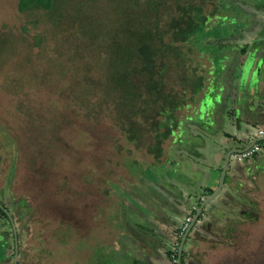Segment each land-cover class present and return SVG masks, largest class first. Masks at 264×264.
I'll use <instances>...</instances> for the list:
<instances>
[{"label": "rangeland", "instance_id": "374dc122", "mask_svg": "<svg viewBox=\"0 0 264 264\" xmlns=\"http://www.w3.org/2000/svg\"><path fill=\"white\" fill-rule=\"evenodd\" d=\"M17 1L0 0V203L12 196L26 216L18 264H122L125 245L171 264L188 210L218 185L224 150L256 138L236 98L251 50L264 51L253 42L264 38V0H42L24 12ZM218 86L210 108L222 109L226 137L198 121ZM169 125L173 144L161 134ZM263 153L231 155L236 179L194 225L185 264H264ZM5 235L0 260L12 264Z\"/></svg>", "mask_w": 264, "mask_h": 264}, {"label": "crops", "instance_id": "0c3cea01", "mask_svg": "<svg viewBox=\"0 0 264 264\" xmlns=\"http://www.w3.org/2000/svg\"><path fill=\"white\" fill-rule=\"evenodd\" d=\"M258 41L260 42L259 43L260 45L264 44V38L260 37V38H255V40H253V42H255V43H257ZM251 51H253V53L255 52V57L254 58H253V56L250 57V60L254 59V61H253L252 65L249 69L250 70V72L248 73L249 78H248L247 82H245V83H242V81H240V89L242 90L243 96L240 97V95H238L237 96L238 98H236V100H237L238 105L239 104L241 105V110L239 108L237 109L239 119L245 120V122L248 124H255L256 128H257V127H264V51H259L258 49H256V47H254ZM244 66H245V62H244ZM254 74H257V77L255 78V81L253 82L252 80L254 79V77H253ZM241 77H242V75H241ZM241 77H240V79H241ZM222 93H223L222 90L214 91L212 89V91L207 94V104H206L207 106L206 107L210 108L211 104L215 101L216 98L218 100H220V99L222 100ZM238 99L240 102H238ZM218 110H222V109H220V107H217L215 109L210 108V110L208 111L209 114H207L208 112L206 109V111L204 112V115H203V119L199 120V123L201 126L204 127L203 131H205L207 128L210 130L206 133H210L213 136L214 135H216V136L222 135L223 137L229 136V134H227L223 129L225 122L224 121L220 122V115H219V117L217 116L218 113H216V112ZM247 111L251 115L250 118L244 117V113ZM238 129H241V127ZM200 141L201 140L195 141L194 144L192 145L193 146L192 147L193 149L191 148L192 154H193V152H196L197 148L200 147ZM188 143L189 142H187L186 144H188ZM247 144H245V145L247 146ZM246 146H244V147H246ZM244 147L237 148V149H243ZM230 149H233V148L225 149L224 153L226 154ZM263 155H264V153H263ZM263 155H260L258 158L261 159ZM188 158H190V156ZM192 159L193 158H191V160ZM189 164H190V162H189ZM219 172H220V170H219ZM227 172H228V169L226 171L223 187L225 186V183H227L228 187L232 186L233 185L232 181L234 179H236L235 173L232 172L230 175H227ZM240 175H241L240 177H242L243 174L240 172ZM245 177H244V179H246ZM241 179H240V182H242ZM243 183L244 182L240 183V186H239V191L241 193L243 192L242 189L244 188V186H246V188L248 190L251 189L250 184H245V183L243 184ZM213 185L214 184H210V183L206 184L204 194H200L201 196L198 199H201V198L205 199L209 195V194H207L208 191H211V190L214 191L215 186H214V188H212ZM236 188H238V187H236ZM244 197L246 200H248V197H246L245 195H244ZM232 199H233V201H235V198H232ZM235 205H236L235 203H234V205L231 203V205H228V206L230 207V209H232V208H234ZM178 206H179V204L176 207H178ZM214 209H216V208H214ZM221 210H222V212L225 213V209H220V211ZM217 211L219 212V210L216 209V213H217ZM218 215H221V214L219 213ZM222 215H223V213H222ZM224 215H225L224 217L227 216V214H224ZM170 221L171 220L167 219L165 222L170 224ZM223 221H225V219L220 221V223H222ZM174 225L175 224H173L171 228H173ZM227 226H229V223ZM203 241L204 240H202L201 242H203ZM129 243H126V244H129ZM206 243H208V242H206ZM125 246H127V250L123 254H121V251H120L121 249L120 250H119V248L117 249V251L119 250L118 251L119 254H118V260L116 262H119V263L122 262V264H137L136 262L139 261L138 264H161L160 262L162 261V257H156V259H157L156 262H153L152 260L146 259V255L143 256L142 254L135 252V248H133L134 246H131V245H125ZM187 253H188V255L190 254V256L195 258L193 251L187 250ZM91 258H92V256H91ZM86 264H91V262H88Z\"/></svg>", "mask_w": 264, "mask_h": 264}, {"label": "water", "instance_id": "95a60500", "mask_svg": "<svg viewBox=\"0 0 264 264\" xmlns=\"http://www.w3.org/2000/svg\"><path fill=\"white\" fill-rule=\"evenodd\" d=\"M260 140H261L260 138L252 139L250 141V143L246 147H244L243 149H235V148H233V149H230L226 153V155L224 157L223 165H222V168H221V171H220L218 185H217L216 189L213 191L212 194H210L209 196H207L205 199H202L201 200L198 208L195 210V213H194V215H193V217H192V219H191L188 227L186 228L184 234L182 235V237L180 239L179 245L177 247L176 264H181L182 250H183L184 243H185V240H186V238L188 236L189 231L193 228V226L195 225V223L199 220V217L203 215L202 212L205 211V207L207 205H209L210 203L214 202L215 199L220 194V192H221V190L223 188V185H224V179H225L226 171L228 169L229 160H230L231 155H233V154H240V153L248 150L257 141H260ZM212 209H210V211H208V212H211L212 213V211H211ZM8 217H9L10 221L12 222V220H11V218H10L9 215H8ZM12 229H13V233H14V243H15L12 264H17V260H18V245H17V237H16V232H15V226L13 224H12Z\"/></svg>", "mask_w": 264, "mask_h": 264}, {"label": "trees", "instance_id": "16d2710c", "mask_svg": "<svg viewBox=\"0 0 264 264\" xmlns=\"http://www.w3.org/2000/svg\"><path fill=\"white\" fill-rule=\"evenodd\" d=\"M42 3V0H18L17 1V9H18V11L19 12H24V11H26L27 9H29V8H31V7H34V6H38L39 4H41ZM182 20V19H181ZM192 23V20L190 19V17L188 18V19H186L185 20V25L187 26V28H186V30H187V32H192V29H190V28H188L189 27V25ZM178 25L179 24H181L180 23V21H178V23H177ZM178 28H179V30L181 29V31H182V28H180L179 26H178ZM185 31V30H184ZM195 32V31H194ZM148 86H151L152 88H154V90H157L158 88H160L161 86H155L153 83H150V84H148ZM219 88V86L218 87H215V88H212L214 91H216V89H218ZM211 89V90H212ZM151 89H149V91H150ZM158 94V92L156 93V95ZM167 97V96H166ZM165 97V98H166ZM167 99H170V98H166L165 100H164V102L166 103L168 100ZM207 100H206V103H205V105H204V107H206L207 105ZM200 106H201V101H200V103H199V105L197 106V108H195L196 110L195 111H197V110H199L200 109ZM168 107V106H167ZM207 108V107H206ZM199 113H198V121L199 120H202V118H201V115H200V111H198ZM169 113V112H168ZM173 114V113H172ZM200 116V117H199ZM203 117V116H202ZM160 129V128H159ZM158 129V130H159ZM164 129V130H163ZM176 130H178V128H176V127H173V126H164V127H162L161 128V134L164 136V139L166 138H169V137H171L170 138V141H169V144H173L174 143V141H176ZM168 144V145H169ZM213 193V190H211V191H208V193L207 194H212ZM208 195V196H209ZM203 198H201V199H198V203H195V205L193 206L194 207V210L191 212V216H193L194 215V213H195V210L198 208V206H199V204H200V202H201V200H202ZM243 207V206H242ZM245 211V210H244ZM188 212H190V210H188ZM203 213V215H204V211L202 212ZM211 214V213H210ZM188 215V214H187ZM202 215V216H203ZM212 215V220H215V215L214 214H211ZM202 216H200L199 217V220L198 221H200V219H201V217ZM247 220H249V219H247ZM196 224V223H195ZM218 224H220V222L218 223ZM209 225H211L210 223H209ZM215 225L216 224H213V228H212V226H210V228H212V229H217V228H215ZM194 227V226H193ZM217 227V226H216ZM193 231V228L189 231V233H188V236H187V238H186V240L188 239V237H189V235H190V233ZM13 239V238H12ZM186 240H185V242H186ZM179 242H180V239H179ZM179 242H178V244H179ZM185 244V243H184ZM13 254H14V249H12V254H11V259L13 258ZM22 254H23V250H22ZM18 255H19V249H18ZM186 256V257H185ZM189 256H190V254L188 255V253L186 252L185 254H184V252H183V250H182V258H181V264H185L184 263V260H183V257H185V258H189ZM24 257L25 256H23L22 255V258H21V262H22V260L24 259ZM9 259L10 258H8V260L6 259H2V260H0V263H2V264H6V262L7 261H9ZM19 262H17V264H18ZM21 264V263H20Z\"/></svg>", "mask_w": 264, "mask_h": 264}, {"label": "flooded vegetation", "instance_id": "af4514ba", "mask_svg": "<svg viewBox=\"0 0 264 264\" xmlns=\"http://www.w3.org/2000/svg\"><path fill=\"white\" fill-rule=\"evenodd\" d=\"M10 201L7 204L0 203V224L5 223L0 227V239L6 237V232L13 238L14 233L12 229V224L15 226V232L16 231V225L17 227L21 228V235L23 234L25 230L24 220H25V214L21 211L20 203L18 200L14 199L12 196L10 197ZM8 215L10 216L12 222L10 221ZM17 223V224H16ZM5 228H7V231H5ZM13 233V235H12ZM17 237V234H16Z\"/></svg>", "mask_w": 264, "mask_h": 264}, {"label": "built area", "instance_id": "2783aa9c", "mask_svg": "<svg viewBox=\"0 0 264 264\" xmlns=\"http://www.w3.org/2000/svg\"><path fill=\"white\" fill-rule=\"evenodd\" d=\"M256 138H260L261 140L257 141L248 150H246L240 154H233V157H234L236 162H238V163L243 162L244 160H247V159L253 157L255 154H257L258 152H260L264 148V127H258L257 128ZM193 210H194V207L190 208V212H188V215L186 217V222L184 223V227H183L182 231L180 232L179 239H181L182 235L184 234L186 228L188 227V225L192 219L191 212ZM178 245H179L178 243L175 244L174 252L171 255V258H172L171 264H176Z\"/></svg>", "mask_w": 264, "mask_h": 264}]
</instances>
